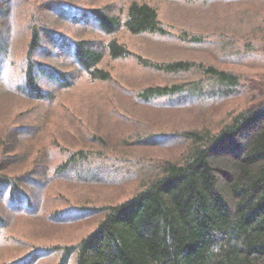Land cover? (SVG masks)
<instances>
[{
    "label": "trees",
    "instance_id": "16d2710c",
    "mask_svg": "<svg viewBox=\"0 0 264 264\" xmlns=\"http://www.w3.org/2000/svg\"><path fill=\"white\" fill-rule=\"evenodd\" d=\"M78 3L0 0V246L27 248L10 233L12 219L22 214H44L49 223L75 231L91 227L75 240L35 246L32 253L25 250L0 264H33L36 258L42 264L44 259L54 264H264V89L247 96L243 78L232 69L200 70L185 60L151 62L129 51L114 36L120 30L134 36L167 33L156 9L144 1L130 0L124 11L112 2ZM66 26L74 30L62 31ZM251 55L258 54L249 50L235 60ZM129 58L158 72L198 74L177 84L140 88L130 96L137 103L154 106L163 98L165 107L176 97L181 102L170 107L182 103L195 112L226 100L246 97V102L213 127L204 113H192L197 121L190 128L136 137L130 145L182 152L179 159L126 167L128 157L120 156L125 153L110 157L103 148L106 139L91 126L83 122L65 136L51 119L73 113L62 106L63 93L83 80L113 83L102 63ZM186 96L189 102H182ZM15 100L25 104L22 110ZM140 179L114 203H66L42 213L49 198L43 191L53 182L122 194Z\"/></svg>",
    "mask_w": 264,
    "mask_h": 264
},
{
    "label": "rangeland",
    "instance_id": "374dc122",
    "mask_svg": "<svg viewBox=\"0 0 264 264\" xmlns=\"http://www.w3.org/2000/svg\"><path fill=\"white\" fill-rule=\"evenodd\" d=\"M75 1L79 2L78 6L91 2V0ZM129 1L99 0V4L112 2L124 11ZM137 1H144L156 9L158 18L167 31V36H134L120 30L114 36L129 51L151 62L166 63L185 60L193 63L195 68L200 70L206 66L232 69L243 78L245 82L243 89L247 96L264 89V45H262L264 43V0ZM73 30L74 27L68 30L66 26L62 31L69 34ZM249 50L258 55L247 56L243 61L235 60ZM102 66L109 71L113 83L108 81L90 84L81 79L73 91L65 92L61 97L62 106L67 104L72 107L73 113L69 115V120L62 117H52L51 120L65 130V136L83 122L86 126H91L95 132L106 139L103 148L105 153L109 151L110 157L114 154L118 155L119 152L125 153L120 156L128 157L124 162L126 167L131 162L137 168L142 161L155 160L154 163L165 158L175 159L176 156L179 159L182 152V148L130 145L136 137H142L146 133L156 134L160 130L170 133L172 129L190 128L194 125V121H197H193L192 116L199 117L202 115L201 112L204 113L205 123L213 127L217 122L226 120L236 113L243 105L241 103L246 102L245 99H247L242 97L222 101L216 107H213L214 104H207L205 110L195 112H193L194 109L190 110L182 103L179 107L175 105L170 107L172 103L181 102L176 97L171 98L165 107L163 98L157 99L156 104H152L157 107L150 104L143 105L130 98L140 88L177 84L188 78H197L198 74L180 75L158 72L139 66L132 58L106 60ZM118 86H124L126 90H121ZM181 100L189 102L187 96ZM13 103L18 111L25 105L19 103V100ZM76 109L79 110L75 111ZM141 182L140 179L126 185L122 194L114 189H89L67 182H53L48 190L43 191L45 196L49 195V198L43 205L42 213L61 208L66 203H114L126 192L128 194L134 191V184L139 185ZM12 220L14 223L10 226V233L19 237L21 241L27 242L28 246L26 249L15 247L19 243L11 248L0 246V263L10 261L18 255L23 256L25 250H28L26 254L32 253L37 249L35 246L46 247L70 242L86 233L91 227V225L82 226L79 230H70L66 225L49 223L44 214L41 218L25 217V214H22ZM39 260L36 258L33 264H42ZM43 263L54 264V260L44 259Z\"/></svg>",
    "mask_w": 264,
    "mask_h": 264
}]
</instances>
